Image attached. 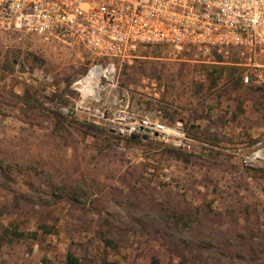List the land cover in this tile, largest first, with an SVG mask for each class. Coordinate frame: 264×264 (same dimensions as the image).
<instances>
[{
	"label": "rangeland",
	"instance_id": "rangeland-1",
	"mask_svg": "<svg viewBox=\"0 0 264 264\" xmlns=\"http://www.w3.org/2000/svg\"><path fill=\"white\" fill-rule=\"evenodd\" d=\"M188 53L152 46L120 65L98 119L102 106L76 104L83 47L0 32V264L68 251L80 264H263V92ZM117 117L167 129L144 140ZM172 211L187 217L174 226Z\"/></svg>",
	"mask_w": 264,
	"mask_h": 264
},
{
	"label": "built area",
	"instance_id": "built-area-1",
	"mask_svg": "<svg viewBox=\"0 0 264 264\" xmlns=\"http://www.w3.org/2000/svg\"><path fill=\"white\" fill-rule=\"evenodd\" d=\"M11 30L92 56L73 89L76 104L102 106L91 115L98 119L107 115V103L118 102L102 94L117 84L119 66L152 46L187 51L199 63L238 66L244 84L264 87V0H0V32ZM115 120L119 131L140 136L167 129L161 120Z\"/></svg>",
	"mask_w": 264,
	"mask_h": 264
},
{
	"label": "trees",
	"instance_id": "trees-1",
	"mask_svg": "<svg viewBox=\"0 0 264 264\" xmlns=\"http://www.w3.org/2000/svg\"><path fill=\"white\" fill-rule=\"evenodd\" d=\"M125 64V63H124ZM199 67L205 69L207 72H212L213 73H218V76L216 77H221L222 75H224V78H226L223 82L226 83H235L236 85H238V83H240L241 81V85H244L245 87H249V88H256V89H261L263 92V97H264V87L261 86H251V85H246L242 82V71L241 68L238 66H233V65H220V64H206V63H200L198 64ZM237 74V75H236ZM129 139L134 141H140L139 138H137L136 136H131L129 137ZM195 212H196V218L199 215V213H201L204 208L202 206H197L194 208ZM187 217L186 215H184L181 212H177V211H172L169 214H167V218L170 220V223L174 226L178 225L180 222L184 221V218ZM188 217H191V215H188ZM15 235L19 236L20 233L14 232ZM125 234H121L120 237H123ZM199 235V234H196ZM197 238L198 241L197 242ZM121 239V238H120ZM196 241L191 240L188 243L192 246L195 245L199 248H209L211 246V243H209V241L207 239H205V237H195ZM113 239L112 238H104V242L106 245H112L113 243ZM196 243V244H195ZM201 260H197V263L200 262ZM64 264H80V261L78 259L77 256H75L71 251H68L65 255V261ZM184 264H194V261L191 259L186 260V263ZM264 264V262H263Z\"/></svg>",
	"mask_w": 264,
	"mask_h": 264
},
{
	"label": "water",
	"instance_id": "water-1",
	"mask_svg": "<svg viewBox=\"0 0 264 264\" xmlns=\"http://www.w3.org/2000/svg\"><path fill=\"white\" fill-rule=\"evenodd\" d=\"M141 138L145 140V139H147V135L144 134V135L141 136Z\"/></svg>",
	"mask_w": 264,
	"mask_h": 264
}]
</instances>
